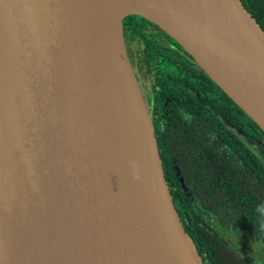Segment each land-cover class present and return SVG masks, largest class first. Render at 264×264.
Returning a JSON list of instances; mask_svg holds the SVG:
<instances>
[{
	"label": "water",
	"instance_id": "95a60500",
	"mask_svg": "<svg viewBox=\"0 0 264 264\" xmlns=\"http://www.w3.org/2000/svg\"><path fill=\"white\" fill-rule=\"evenodd\" d=\"M219 1L242 42L154 2L96 15L87 0H0V264H204L169 189L123 22L138 15L159 26L263 128L207 61L245 76L240 85L220 77L264 102V49L252 25L264 31L240 0ZM113 27L142 160L109 107L95 32ZM226 240L264 261L258 241Z\"/></svg>",
	"mask_w": 264,
	"mask_h": 264
},
{
	"label": "trees",
	"instance_id": "16d2710c",
	"mask_svg": "<svg viewBox=\"0 0 264 264\" xmlns=\"http://www.w3.org/2000/svg\"><path fill=\"white\" fill-rule=\"evenodd\" d=\"M240 1L264 31V0ZM123 30L169 189L199 256L204 264H250L226 236L264 245V129L159 26L133 15Z\"/></svg>",
	"mask_w": 264,
	"mask_h": 264
},
{
	"label": "bare ground",
	"instance_id": "6f19581e",
	"mask_svg": "<svg viewBox=\"0 0 264 264\" xmlns=\"http://www.w3.org/2000/svg\"><path fill=\"white\" fill-rule=\"evenodd\" d=\"M135 2H154L163 6L172 14L180 12L190 13L196 21L202 22L213 30L233 36L235 40L240 42L243 41L239 28L230 22L228 23L226 13L219 0H87L88 8L96 15H109ZM180 16L183 17L182 15ZM186 26L189 28L188 26L190 25L187 24ZM252 29L257 41L264 49V35L255 24L252 25ZM189 30L192 35L201 40L204 39V35L199 31L191 28ZM95 36L99 46L100 65L105 77V85L109 95L108 102L114 123L125 146L133 155L142 160L144 145L140 133L136 130L140 125V120L139 117L135 116V109L128 97L129 85L122 78V67L117 53L115 27L105 29V31L97 30ZM204 40H207L206 35ZM207 62L214 72L225 80L232 78L239 82V85L241 82H248L245 76L236 74L235 71L220 65L214 59L209 58Z\"/></svg>",
	"mask_w": 264,
	"mask_h": 264
},
{
	"label": "rangeland",
	"instance_id": "374dc122",
	"mask_svg": "<svg viewBox=\"0 0 264 264\" xmlns=\"http://www.w3.org/2000/svg\"><path fill=\"white\" fill-rule=\"evenodd\" d=\"M117 53H118V46H117ZM217 79L232 95H234L236 100L242 106H244L260 122V124L264 128V102L260 99L255 98L252 94L245 92L244 90H237L234 87L233 83H231L230 81L223 80L220 76H217ZM144 100L145 102H147L146 99ZM261 157L264 160V156L261 155Z\"/></svg>",
	"mask_w": 264,
	"mask_h": 264
},
{
	"label": "flooded vegetation",
	"instance_id": "af4514ba",
	"mask_svg": "<svg viewBox=\"0 0 264 264\" xmlns=\"http://www.w3.org/2000/svg\"><path fill=\"white\" fill-rule=\"evenodd\" d=\"M260 243V242H259ZM263 245V244H262ZM264 246V245H263ZM241 250V249H240ZM243 253V257L250 263V264H264V261H262L259 258L256 257H252L250 255H248L247 252L241 250Z\"/></svg>",
	"mask_w": 264,
	"mask_h": 264
}]
</instances>
